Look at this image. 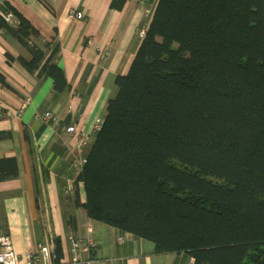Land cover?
<instances>
[{"label": "trees", "instance_id": "16d2710c", "mask_svg": "<svg viewBox=\"0 0 264 264\" xmlns=\"http://www.w3.org/2000/svg\"><path fill=\"white\" fill-rule=\"evenodd\" d=\"M1 10L18 18L0 15V28L30 50L23 66L69 88L59 45L45 53L28 18ZM0 82L10 87L1 71ZM115 83L76 179L88 217L194 264H264V0H159ZM18 175L1 157L0 181Z\"/></svg>", "mask_w": 264, "mask_h": 264}, {"label": "crops", "instance_id": "0c3cea01", "mask_svg": "<svg viewBox=\"0 0 264 264\" xmlns=\"http://www.w3.org/2000/svg\"><path fill=\"white\" fill-rule=\"evenodd\" d=\"M111 1L0 0V9L10 5L31 21L39 31L31 39L45 53L59 45L56 61L69 83L57 92L52 78L29 72L18 57L31 58L30 50L0 28V71L10 84L0 82V131L9 133L0 139V158L13 156L19 167L17 177L0 181V233H9L17 264H26V254L40 242L56 239L62 263L71 261V235L95 242L92 252L78 251L80 264H189L191 259L184 251L159 252L151 240L90 218L79 205L86 193L83 183H76L73 160L87 156L95 123L104 120L109 99L118 93L115 77L128 71L142 41L139 29L149 26L159 0H127L122 9ZM72 10L84 17L71 16ZM47 110L59 117V125L43 120ZM73 124L86 132V147L79 148V138L66 130Z\"/></svg>", "mask_w": 264, "mask_h": 264}, {"label": "built area", "instance_id": "2783aa9c", "mask_svg": "<svg viewBox=\"0 0 264 264\" xmlns=\"http://www.w3.org/2000/svg\"><path fill=\"white\" fill-rule=\"evenodd\" d=\"M144 2L146 0H140ZM0 15L11 25L16 26L18 24V18L12 11L4 12L0 9ZM70 15L78 19L84 17L82 11L72 10ZM148 26H143L139 29V36L143 38L146 35ZM43 120H50L53 124L59 125L60 119L51 110H47L41 116ZM103 120H98L95 123V131L99 130ZM66 130L79 138V148L86 147L89 142L87 134L83 130H79L75 124L66 127ZM87 161V156L82 155L73 160V164L77 167L79 172L82 170L84 164ZM69 191V189H66ZM71 249L75 253V256L71 261L62 263L58 257L55 249V243L53 241H43L40 242L35 250L29 251L25 258L26 264H80V259L78 258V251L84 249L86 251L92 252L95 248V242L91 237H78L71 235L69 237ZM18 258L15 253V249L11 240L9 233H0V264H17ZM91 259L86 262L89 263ZM123 264V263H119ZM189 264H194V259L191 258Z\"/></svg>", "mask_w": 264, "mask_h": 264}]
</instances>
